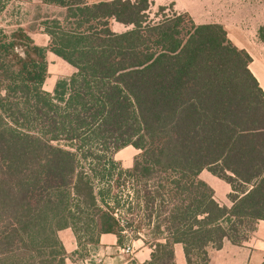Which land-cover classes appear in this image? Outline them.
I'll return each mask as SVG.
<instances>
[{"label":"trees","instance_id":"trees-1","mask_svg":"<svg viewBox=\"0 0 264 264\" xmlns=\"http://www.w3.org/2000/svg\"><path fill=\"white\" fill-rule=\"evenodd\" d=\"M35 1L65 12L42 24L45 47L0 30V264H65L128 230H148L146 264H174L175 244L205 264L209 248L245 242L264 221V92L247 52L173 5L151 19L153 0ZM111 20L131 28L115 33ZM48 52L75 69L53 94ZM128 146L138 154L123 169L114 154ZM203 170L230 185L232 206Z\"/></svg>","mask_w":264,"mask_h":264},{"label":"crops","instance_id":"crops-1","mask_svg":"<svg viewBox=\"0 0 264 264\" xmlns=\"http://www.w3.org/2000/svg\"><path fill=\"white\" fill-rule=\"evenodd\" d=\"M32 1L44 8L58 9L63 12L62 16H64L65 11L62 8L43 4L41 1ZM154 1L158 4L171 2L176 13L188 14L197 25H221L232 44L238 49L246 51L250 56L251 62L248 68L264 92V0ZM57 19L59 20V18ZM110 26L115 33H123L131 28V26L113 20L110 21ZM39 31L38 34L30 37L33 41H39V44L36 43L37 45L45 47L48 44L49 36L44 32V28L39 29ZM46 60L49 62V66L50 63H54L64 67L70 76L75 72L72 66L50 52L46 54ZM46 80L43 84V90L51 93L52 88L46 87ZM131 165L132 162L126 169L130 168ZM199 178L211 187L214 192V199L219 205L232 206L229 199V195L232 193L229 184L207 170H203L199 174ZM219 180L226 184L225 188L220 185ZM58 238L68 255L78 250L76 239L70 229L59 231ZM143 240L145 238L141 237L119 245L115 235L102 234L97 244L87 246V254L84 258L73 256L66 259L65 264H146L150 260L152 249ZM126 245L131 248L130 253L123 252ZM207 252L208 260L205 264H264V221H259L256 224L254 232L240 246L224 240L220 249L209 248ZM173 253L174 264H187L181 244L173 246Z\"/></svg>","mask_w":264,"mask_h":264},{"label":"rangeland","instance_id":"rangeland-1","mask_svg":"<svg viewBox=\"0 0 264 264\" xmlns=\"http://www.w3.org/2000/svg\"><path fill=\"white\" fill-rule=\"evenodd\" d=\"M5 3L3 11L0 12V30L10 33L12 31L17 30L18 28H22L29 33V36L36 35L40 31L39 29L44 28L43 23H50L51 20L59 18L60 21H63V12L58 9L52 8H44L39 6L38 3L33 2L32 0H8ZM171 2H165L162 4H158L155 1L151 5L149 9V15L151 19H156L154 15L157 12V8L159 6H164L166 8V13H169V8L171 7ZM49 27L50 24H47ZM41 27V28H40ZM34 43H38L39 41H34ZM48 63L47 69V80H46V87H51V93H55V90L60 88V86L66 81L70 74L68 70H66L62 66H57L54 63ZM62 89L60 88V91ZM59 91V90H58ZM138 154V151L134 150L132 147H126L118 151L114 154V159L117 163H119L120 167L126 169L127 166L130 165L134 156ZM222 187H226V184L219 180ZM119 205L117 207L119 218L121 217L125 221H128V217H130V211H127V204L129 199L127 200L126 196L124 197L125 193H118ZM135 214L138 211H133ZM125 235V243H128L130 240H136V235L131 231L128 230L124 232ZM138 237L145 238L147 240L150 239L149 232L147 229L142 230L139 232ZM82 255L81 258L85 256V250L80 252Z\"/></svg>","mask_w":264,"mask_h":264},{"label":"built area","instance_id":"built-area-1","mask_svg":"<svg viewBox=\"0 0 264 264\" xmlns=\"http://www.w3.org/2000/svg\"><path fill=\"white\" fill-rule=\"evenodd\" d=\"M123 252L130 253L131 252L130 246L129 245H126V247L123 249Z\"/></svg>","mask_w":264,"mask_h":264}]
</instances>
